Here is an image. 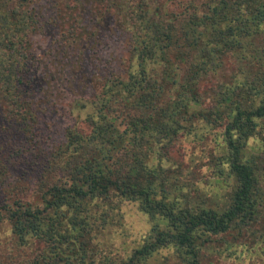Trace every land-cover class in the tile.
<instances>
[{"label": "trees", "instance_id": "obj_1", "mask_svg": "<svg viewBox=\"0 0 264 264\" xmlns=\"http://www.w3.org/2000/svg\"><path fill=\"white\" fill-rule=\"evenodd\" d=\"M41 1L0 0V264H264V0ZM44 21L67 49L127 35L123 68L75 100L88 131L68 127L51 153L35 140ZM180 138L200 147L208 193L174 160ZM124 201L151 228L118 255Z\"/></svg>", "mask_w": 264, "mask_h": 264}, {"label": "rangeland", "instance_id": "obj_2", "mask_svg": "<svg viewBox=\"0 0 264 264\" xmlns=\"http://www.w3.org/2000/svg\"><path fill=\"white\" fill-rule=\"evenodd\" d=\"M50 7V0H42ZM49 8L45 11V18L50 16ZM58 28L44 21L42 29L31 36L34 52L38 56V72L45 76L43 89L35 94L34 102L37 103L35 111L37 114V126L35 140L37 147L42 148L45 153H51L65 140V130L76 126L82 130L89 129L84 122V110L76 108L75 100L79 98H91L100 79L106 72L114 69L120 71L123 68V60L127 55V35L117 33L111 36L108 31H101L95 40L89 44L62 48L58 41ZM81 74V75H80ZM85 77V83L80 76ZM179 153L172 152L174 160H183L186 172L191 179L195 180V186L209 192L208 182L209 169H197L198 166L190 161L189 152L192 156L201 152L200 147L192 148L194 145L180 138ZM189 145V146H188ZM188 146V147H187ZM182 158V159H180ZM10 184L20 188L19 196L23 192H29L32 183L27 178L17 181L11 180ZM5 192V189H3ZM0 187V197L4 195ZM6 193V192H5ZM30 193V192H29ZM32 193L29 197L32 198ZM119 213L116 223L110 226L111 242L115 254H123L125 250L135 247L142 238L148 234L151 222L148 216L142 212L136 202H121L118 206ZM7 227L0 226V258H4L3 252H10L7 241ZM5 237V238H4ZM6 239V244L4 240ZM6 246V247H5ZM235 263L227 258L220 257L210 264H241Z\"/></svg>", "mask_w": 264, "mask_h": 264}]
</instances>
